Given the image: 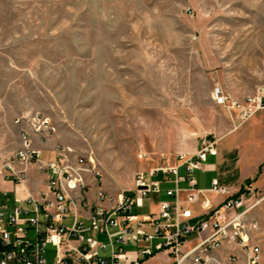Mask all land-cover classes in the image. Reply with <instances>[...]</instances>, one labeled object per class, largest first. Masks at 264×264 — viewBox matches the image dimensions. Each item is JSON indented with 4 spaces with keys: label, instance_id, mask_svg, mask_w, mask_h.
Returning a JSON list of instances; mask_svg holds the SVG:
<instances>
[{
    "label": "rangeland",
    "instance_id": "1",
    "mask_svg": "<svg viewBox=\"0 0 264 264\" xmlns=\"http://www.w3.org/2000/svg\"><path fill=\"white\" fill-rule=\"evenodd\" d=\"M259 86L264 0H0V157L18 146L15 119L40 112L50 144L91 155L103 188L130 193L137 172L158 178L148 171L230 126V100L217 103L215 90L242 98ZM255 197L264 264V192ZM154 205L150 194L138 212Z\"/></svg>",
    "mask_w": 264,
    "mask_h": 264
},
{
    "label": "built area",
    "instance_id": "2",
    "mask_svg": "<svg viewBox=\"0 0 264 264\" xmlns=\"http://www.w3.org/2000/svg\"><path fill=\"white\" fill-rule=\"evenodd\" d=\"M212 98L220 104L230 100L229 106L238 108L243 120L264 108V86L242 101L219 89ZM14 122L19 129L18 146L1 168L13 181L25 184V170L13 168L12 163L34 165L47 173L46 191L40 199L30 194L14 198L15 203L23 201L29 207L0 203V264H46L48 243L55 247L51 264H145L159 253L165 254L168 264L260 263L261 248L255 238L259 223L253 216L258 200H251L252 188L244 185L233 191L216 178L208 188L196 186L193 172L208 155H216V138L203 135L193 153H177L169 166L148 171L149 175L158 171L172 174L175 185L165 189L169 198L158 201L156 212L141 215L136 211L139 201L158 192L160 181L147 182L143 173L137 172L133 195H114L101 187L102 171L91 155L56 144L53 159L42 158L34 140L54 131L42 113L22 115ZM179 181H186L187 188H179ZM89 186H95L94 203L86 198ZM211 195L218 200L213 202ZM84 204L89 206L84 215L87 223L79 218ZM93 232L105 234L106 241L97 240ZM127 243H135L136 249L126 250Z\"/></svg>",
    "mask_w": 264,
    "mask_h": 264
},
{
    "label": "crops",
    "instance_id": "3",
    "mask_svg": "<svg viewBox=\"0 0 264 264\" xmlns=\"http://www.w3.org/2000/svg\"><path fill=\"white\" fill-rule=\"evenodd\" d=\"M256 90L257 89H255V92H253L251 95L255 94ZM231 97L238 101H242L245 98H238L235 96ZM232 109L233 110L227 108V119L229 118V120L231 121L230 126L225 129L216 131V155H208L205 161L202 163L201 167L194 171L198 176H193L196 181V186L201 188L210 187L211 179L213 178H216L221 185H224L225 187H228L233 191L239 190L244 185H247L253 190L251 194V200H253L256 198L255 196H257L259 191L264 192V108L256 109L251 115L243 120L239 117V109ZM49 138L50 135L43 136L38 139L39 145L35 144L42 150V154H47V157L44 159H53V147L54 145L59 144H50L48 141ZM196 148L197 147H194V149H191L190 152L193 153ZM8 157L9 156L7 155L0 157V203L6 201L9 206L25 205L29 207V205L23 201L15 203L14 198L18 197L19 199H23L28 194H30L34 198L40 199L42 193L46 191L45 184L47 173L45 171L38 170L32 164L22 165L20 162L14 161L12 163L13 168L24 169L26 174L25 184H18L13 181L10 176L7 175V171L5 172L1 168L3 162ZM158 173L159 177L155 179L160 181V190L158 192H150L145 196L148 197L150 196V194H153L155 198V207L154 209L149 210L146 213H141V215L156 212L158 201L169 198L165 194V189L173 188L175 185V183L173 182L172 174H164L160 171H158ZM180 173H183V169H180ZM204 174L206 175V180H203V178L202 180H200L201 178L199 179V175ZM177 186L179 188L185 189L187 188V183L186 181H179L177 183ZM101 187L103 188V181L101 183ZM120 192L125 193L124 191ZM117 193L112 194L115 195ZM133 193L134 191L127 194L133 195ZM4 194L6 196H3ZM211 197L213 202L218 200V197H215L214 195H211ZM86 198L90 203L95 202V186L87 187ZM102 202L107 203L105 200H103ZM192 207L194 212L199 213L200 209L197 205H193ZM138 209L139 207L136 208L137 213H139ZM88 211V205L84 204L80 208V212L83 215L81 214L79 218L83 219L86 223L87 219L84 215H86ZM54 254L55 247L50 263H48L47 257L45 255L46 264H51L54 261ZM159 254L165 255L163 253ZM147 261L148 260H146L145 264L147 263ZM168 263L169 260L167 258L166 264Z\"/></svg>",
    "mask_w": 264,
    "mask_h": 264
}]
</instances>
